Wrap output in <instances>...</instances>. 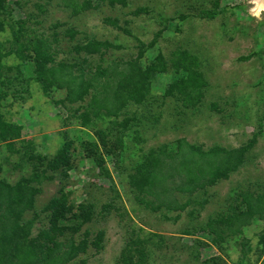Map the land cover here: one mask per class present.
<instances>
[{
  "label": "rangeland",
  "instance_id": "1",
  "mask_svg": "<svg viewBox=\"0 0 264 264\" xmlns=\"http://www.w3.org/2000/svg\"><path fill=\"white\" fill-rule=\"evenodd\" d=\"M86 2L92 5L86 7ZM255 4L4 0L1 113L20 134L12 140L14 149L0 140V178L15 183L32 174L35 161L29 154L53 157L70 148V165L48 171L52 178L40 184L34 208L23 215V222L33 220L30 236L51 225V211L45 210L50 200L66 195L62 200L67 208L93 211L92 219L73 234L77 243L89 240L87 250L66 264H264L259 242L264 220L254 217L220 245L214 243L211 228L244 212V194L264 192V11L256 15ZM89 39L109 40L118 47L103 56L87 55L85 61V53L77 54L75 46ZM41 40L50 44L53 58L74 63L76 72L83 69L85 79L99 66L122 71L135 60L148 68L163 58L167 69L151 75L142 102L129 101L117 116L93 114L84 123L82 112L91 94L83 102L69 103L64 90L46 91L38 81L34 44ZM184 53L206 81L204 98L196 106L176 91L168 93L186 76L173 66ZM106 78L100 79L102 84ZM181 139L204 150L255 142L229 177L194 192L176 190L172 199L178 202L166 206L157 190L140 192L132 177L151 153L163 149L175 154ZM100 232L103 240L97 248L92 242ZM71 235L67 229L59 238Z\"/></svg>",
  "mask_w": 264,
  "mask_h": 264
},
{
  "label": "trees",
  "instance_id": "2",
  "mask_svg": "<svg viewBox=\"0 0 264 264\" xmlns=\"http://www.w3.org/2000/svg\"><path fill=\"white\" fill-rule=\"evenodd\" d=\"M111 1L126 3V0ZM3 3L4 0H0V9L3 8ZM86 3V7L92 5L90 2ZM34 45L35 73L44 90H64L65 99L69 103L83 102L91 94V103L82 112L84 123H90L93 114L104 112L109 116H117L129 101L142 102L149 89L151 75L167 69L163 58L148 68H142L135 60L128 63L122 71L118 67L109 71L99 66L92 76L85 79L83 69L76 72L74 63H64L53 58L50 44H44L41 40ZM115 47L118 45L109 40L89 39L83 44H77L75 52L79 55L85 53L84 60L87 61V55L103 56L107 50ZM179 59L174 60L173 66L186 76L181 82L171 85L168 93L176 91L190 106H196L204 98L203 87L206 81L201 72L188 64L187 53L179 56ZM2 69L3 66L0 65V78L3 76ZM105 75L107 82L102 84L100 79ZM1 97L0 92V99ZM1 106L0 101V140L7 141L10 149H14L12 140L19 136L20 128L2 119ZM254 142L255 139L233 149L214 146L204 150L181 139L175 154H167L163 149L159 152L163 156L151 153L147 162L133 175V184L142 193L157 190L160 204L173 206L178 202L172 199L174 191L194 192L220 178L229 177L231 172L239 168ZM29 159L35 161L33 172L29 176L22 177L15 183L0 178V264H66L87 250L89 240L83 238L77 243L73 234L79 231L82 224L92 219L93 211H73L67 208L66 200H62L66 195L53 197L45 207V210L51 211V225L41 230L37 236H30L33 220L23 222V215L34 208L35 197L41 191L40 184L52 178L48 171H57L70 165V148H61L53 157L29 154ZM42 164H45V168L40 169ZM244 202L245 210L242 214H230L218 224H212L215 244L220 245L228 237L239 234L254 217L264 220V192L250 196L244 194ZM62 220L72 224H61ZM67 229L72 230V235L61 240L59 237ZM259 236V242L264 245V229ZM102 240L103 232H100L92 243L100 248Z\"/></svg>",
  "mask_w": 264,
  "mask_h": 264
},
{
  "label": "bare ground",
  "instance_id": "3",
  "mask_svg": "<svg viewBox=\"0 0 264 264\" xmlns=\"http://www.w3.org/2000/svg\"><path fill=\"white\" fill-rule=\"evenodd\" d=\"M256 6L254 7L255 12L259 10V13L261 11H264V0H256Z\"/></svg>",
  "mask_w": 264,
  "mask_h": 264
},
{
  "label": "clouds",
  "instance_id": "4",
  "mask_svg": "<svg viewBox=\"0 0 264 264\" xmlns=\"http://www.w3.org/2000/svg\"><path fill=\"white\" fill-rule=\"evenodd\" d=\"M256 15H259V10L256 11Z\"/></svg>",
  "mask_w": 264,
  "mask_h": 264
}]
</instances>
